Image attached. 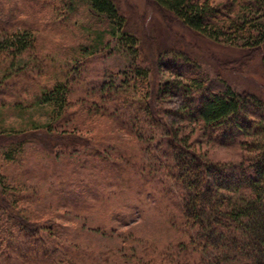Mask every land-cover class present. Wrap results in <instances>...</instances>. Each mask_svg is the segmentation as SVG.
Here are the masks:
<instances>
[{
    "label": "trees",
    "instance_id": "16d2710c",
    "mask_svg": "<svg viewBox=\"0 0 264 264\" xmlns=\"http://www.w3.org/2000/svg\"><path fill=\"white\" fill-rule=\"evenodd\" d=\"M147 1L164 13L167 22L178 23L210 44L214 49H208L212 61L220 62L223 70L242 73L256 58L264 70V0ZM66 2L68 11L78 14L77 8L85 7L86 13L96 21L98 28L88 27L94 37L90 50L97 49L111 34L123 37V44L129 49L140 50L139 40L128 30L127 20L113 0H64L63 4ZM31 3L55 11L53 2L48 0H31ZM32 17L31 25L24 24L21 29L1 28L0 110L9 107L25 110L35 102L48 103L54 119L44 128H50L51 124L62 123L70 117L66 112L72 78L70 73H60L55 63L43 65L40 61L32 30L39 18L35 13ZM221 50L237 56L218 60L214 55ZM143 61L129 76L121 77L117 86L105 79L90 82L93 84L80 99L78 109L83 119L93 120L94 128L102 120L105 124L98 123V127L102 125L105 131L110 132L111 128L135 139L133 152L105 154L101 145L89 152L86 146L81 147L83 154L98 158L99 161H91L97 173L88 175V182L84 181L85 176L75 180L66 196L72 194L70 199H79L73 204L77 208L92 206L108 211L102 224L110 226L113 222L110 213L119 211L109 207L112 190L106 189L103 181L112 171L119 185L138 177L141 190L159 191L166 205L174 207L173 218L187 233L183 250L190 252V259L177 264H264L262 87L258 92L239 91L224 79L212 78L202 60L188 52L169 50L160 53L156 60L146 56ZM30 63L51 75L54 82L49 86L39 85L38 95L20 101L12 94L26 78L34 81L27 75ZM159 68L171 73L173 78L157 80ZM20 76L23 79L16 80ZM172 96L179 97V106L165 105L166 99ZM5 128L0 117V138ZM68 134L34 127L14 136L25 142L41 141L39 136L44 135L54 141L42 144L48 153L58 140L71 136ZM204 141L214 146L238 147L240 160H215L197 151ZM140 150L146 153L144 160ZM111 157L117 160L112 161ZM65 188L59 187V190ZM13 203L0 189V264H11L12 259L20 264L48 261L47 264H56L54 260L64 257L66 248L64 253H57L60 252L57 244L42 234V224L31 222ZM45 224L49 229L52 227L51 220Z\"/></svg>",
    "mask_w": 264,
    "mask_h": 264
},
{
    "label": "rangeland",
    "instance_id": "374dc122",
    "mask_svg": "<svg viewBox=\"0 0 264 264\" xmlns=\"http://www.w3.org/2000/svg\"><path fill=\"white\" fill-rule=\"evenodd\" d=\"M63 1L48 0L55 6L53 11L35 7L31 0H0V35L1 28L10 31L21 29L24 24L31 25L32 13H35L39 18L38 25L34 24L32 30L40 61L45 63L43 65L55 63L60 73H70L72 78L66 112L70 117L62 123L44 128L54 119L48 103L35 102L25 110L20 107L0 110V117L6 127L0 138V189L11 204V201H15L14 207L21 209V214L31 222L42 224V234L49 242L57 244L60 250L57 253H64L63 249L66 248L65 256L54 260L56 264L183 263L190 259V252L183 250L188 236L182 230V225L173 218L176 213L174 207L166 205L159 191L151 193L149 190L147 193L146 189L141 190L140 178L134 177L127 180L130 183L119 185L118 177L113 176L112 171L103 181L106 189L112 190L109 207L119 211L117 214L110 213L113 219L110 226L102 224L108 211L92 206L88 209L77 208L73 204L79 199H70L72 194L66 196L65 192L73 188L75 180L85 176L84 181L88 182V175L97 173L91 161H99L98 158L94 156L93 160L90 155L83 154L84 149L81 147L86 146L89 152L96 145H101L104 146L105 154L131 153V147L137 144L135 139L133 141L121 132L111 128L110 132L105 131L102 125L98 127V123L105 124V121L99 120L96 128L91 126L92 119L80 116V99L92 86L90 82L105 79L117 86L121 77L129 76L134 68L144 62L143 58L149 56L156 60L160 53L169 50L197 56L212 78L224 79L239 91L258 92L261 87L264 91V70L259 59L249 62L242 73L223 70L220 62L212 61L208 50L213 49L210 44L178 23L167 22L164 13H160L147 0H113L124 14L128 30L139 40L138 52L123 44L125 40L119 34H111L97 49L90 50L94 37L88 27L98 28L96 21L86 13L85 7L79 6L76 14L68 11L67 2L63 4ZM221 51L214 55L218 60L237 56ZM28 71L27 75L35 82L25 77L27 80L18 84L12 96L16 95L20 101L38 95L39 85L49 86L54 82V78L42 72L37 65L33 67L30 63ZM156 78L164 80L173 76L159 68ZM21 79V76L16 78ZM3 100L8 101V98L3 97ZM179 104L177 96L165 101L168 107H177ZM76 123L77 126H74ZM21 124H25V127H21ZM34 127L56 134L69 133L71 136L58 140L50 149L51 152L47 153L41 147L42 144H52L54 141L46 139L44 135L39 136L41 141L29 139L25 142L19 141V136H14L15 133ZM61 146L65 147L60 149ZM137 148L140 146L137 145ZM197 151L205 152L212 159L228 162L239 161L241 154L238 147L214 146L206 141L199 144ZM140 153L141 160H144L146 153L141 150ZM110 160L117 159L111 157ZM59 187L66 188L60 191ZM48 220H51L53 229L47 228L45 222ZM11 264L20 263L12 259Z\"/></svg>",
    "mask_w": 264,
    "mask_h": 264
}]
</instances>
